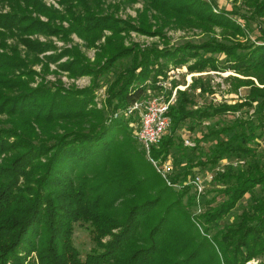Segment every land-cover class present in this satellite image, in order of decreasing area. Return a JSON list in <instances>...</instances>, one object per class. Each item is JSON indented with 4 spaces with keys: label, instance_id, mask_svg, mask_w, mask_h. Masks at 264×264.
Wrapping results in <instances>:
<instances>
[{
    "label": "trees",
    "instance_id": "trees-1",
    "mask_svg": "<svg viewBox=\"0 0 264 264\" xmlns=\"http://www.w3.org/2000/svg\"><path fill=\"white\" fill-rule=\"evenodd\" d=\"M144 1L165 7L172 0ZM184 7L189 10L176 8L178 11L174 12L179 15L195 12L193 6ZM199 11L207 12L208 9ZM24 17L18 24L17 16H0V28L12 29L17 22V26L21 25L18 27H28V31L47 30L30 21L28 16ZM67 21L69 26L70 22L74 24L71 18ZM47 47L31 43L33 51ZM150 50L136 54L131 64L118 72L108 85L114 109L110 116L104 117L99 111L94 114V110L82 111L81 100L64 107L51 93L45 112L41 116L38 112L35 114L39 122L48 125L70 118L81 125L86 120V127L67 130L52 141L34 142L32 136L1 125L0 154L14 150L17 154L6 162L2 159L4 165L0 164V264H247L252 259L264 258V163L245 169L238 166L229 173L217 174L216 179L223 182L218 190L221 202L201 216L193 217L205 230L204 234L191 218L189 208L194 200L189 193L190 187L175 190L167 186L139 147L133 131L138 116L113 117V112L145 100L148 89H159L158 76L166 75L163 73L166 64L154 68L159 58L173 64L185 61L180 48ZM251 54L243 60L237 58L234 63L240 66L264 63V45L255 47ZM5 61L14 66L15 61L0 54V69L6 65ZM17 61L24 65L21 59ZM196 69L189 67L191 72ZM148 79L149 87L145 84ZM16 83L22 85L20 80ZM42 88L23 89L7 98L0 94V114L29 116L41 103L35 98L43 97L39 92ZM185 105L184 92H177L167 112L173 124L151 147L154 157L165 159L169 150L176 146L180 124L192 116ZM236 108L223 104L195 111L200 118H211ZM252 131L253 125L244 120H233L223 127L220 133L226 140L210 146L206 156L208 164L230 153L249 154V142L257 135ZM33 161H37V165L31 167ZM27 169L38 175L32 180L36 187L27 188L25 194H17L19 179L27 174ZM187 173L188 170L182 172V178ZM179 174L175 179L181 177ZM257 185L263 196L254 197L249 208L239 214L237 222L208 237L206 234L212 225ZM78 224L86 225L91 233L100 236L93 240L94 247L83 257L72 243ZM106 234L112 238L103 243L100 238ZM257 264H264V260Z\"/></svg>",
    "mask_w": 264,
    "mask_h": 264
},
{
    "label": "rangeland",
    "instance_id": "rangeland-1",
    "mask_svg": "<svg viewBox=\"0 0 264 264\" xmlns=\"http://www.w3.org/2000/svg\"><path fill=\"white\" fill-rule=\"evenodd\" d=\"M263 1L172 0L168 6L157 7L144 0H0V16H17L19 24L25 15L38 26L47 27L45 31L32 32L28 27H18L21 25L17 26L16 22L12 29L0 28V54L15 61L14 66L5 61L6 65L0 69V94L7 98L20 90L43 86L39 90L43 97L35 98L41 100L39 107L33 108L29 116L0 114V127L15 128L25 136H32L34 142L52 141L67 130L86 127V120L81 125L70 118L45 125L47 123L39 122L35 114L38 112L41 116L45 112L52 93L64 107L81 100L82 111L94 110V114L99 111L104 117L110 116L114 109L108 85L118 72L131 64L136 54L148 49L159 52L180 48L185 61L173 64L159 58L154 68L166 64L167 70L163 71L166 75L160 74L156 82L159 89H148L147 94L163 91L173 92L176 96L177 92H184L185 109L192 116L180 124L176 146L169 150L166 158L171 159L181 178L182 172L188 170L185 179L192 172H198L204 179V189L199 197L201 212L196 213L193 201L189 208L192 221L204 233L193 217L201 216L221 202L218 190L223 182L216 179L217 174L229 173L238 166L245 169L264 163V63L242 66L234 63L237 58L243 60L251 56L255 47L264 45ZM184 6H193L195 12L188 11L185 15L174 12L178 11L176 8L189 10ZM202 8H207L210 13L199 11ZM70 18L76 25L70 22L69 26L67 19ZM36 42L48 47L33 51L31 43ZM17 59H21L24 65ZM190 66L198 69L191 72ZM18 80L22 85L16 83ZM149 83V79L145 81L148 87ZM223 104L237 108L211 118H200L195 111ZM123 110L113 112V117ZM233 120L249 121L253 125L252 132L257 135L249 142L251 152L226 154L216 163L208 164L206 156L210 146L226 140L220 130ZM171 124L173 122L169 127ZM139 147L142 149L140 144ZM14 154L17 151L0 154V164L4 165L3 160L6 162ZM36 165L37 161H33L31 167ZM37 176L27 169V174L19 179L17 194H25L31 186L35 188L32 180ZM189 193L195 201L191 187ZM261 196L260 185H257L227 215L214 223L206 235L212 237L216 231L237 222L242 210L249 208L254 197ZM183 199L185 201L186 197ZM99 237L86 225L78 224L72 243L83 257L94 247L93 240ZM111 238L106 234L100 239L106 243ZM35 257L33 253L31 258L34 260ZM262 260L263 257L255 258L247 264Z\"/></svg>",
    "mask_w": 264,
    "mask_h": 264
},
{
    "label": "built area",
    "instance_id": "built-area-1",
    "mask_svg": "<svg viewBox=\"0 0 264 264\" xmlns=\"http://www.w3.org/2000/svg\"><path fill=\"white\" fill-rule=\"evenodd\" d=\"M174 102L175 93L156 92L150 94L145 100H138L124 108L121 114H117L116 117L134 114L138 116L139 121L135 125L134 136L144 150L147 160L167 186L175 190H179L183 186L192 188L196 196L194 201L196 203L195 211L199 213L201 212L199 197L204 189V179L200 174L192 172L188 179L181 177L175 179L177 172L173 168L171 159H160L151 154V147L160 140L169 128L171 119L167 112Z\"/></svg>",
    "mask_w": 264,
    "mask_h": 264
}]
</instances>
